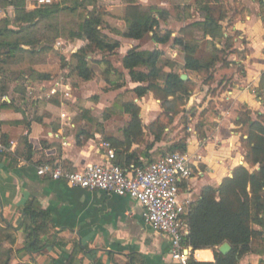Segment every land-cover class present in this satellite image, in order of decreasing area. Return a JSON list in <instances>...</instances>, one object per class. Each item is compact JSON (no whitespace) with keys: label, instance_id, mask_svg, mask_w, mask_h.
<instances>
[{"label":"trees","instance_id":"16d2710c","mask_svg":"<svg viewBox=\"0 0 264 264\" xmlns=\"http://www.w3.org/2000/svg\"><path fill=\"white\" fill-rule=\"evenodd\" d=\"M2 1L5 7H12L15 10V18L14 21L4 20L5 26L0 27V79L11 74L21 77L25 71L34 67L35 60L42 54L47 56L52 53L49 46L51 40L39 38L38 35L42 27L49 26L64 12L76 14L77 17L76 28L68 31L66 39L86 42V45L73 55L76 60L73 69L75 75L84 82L91 81L94 76L91 68L93 63H104L107 66V74H111L112 71L117 73L107 57L116 55L121 43L104 33L105 16L99 11L100 0H59L31 11L27 10L28 0ZM124 1L126 7L123 20L126 29L119 32L122 38L138 41L152 33L156 43L170 42L171 33L163 34L160 31L161 21L170 18L169 11L158 7H144L136 0ZM213 2L214 0H196L201 12L206 14L205 20L181 29L180 37L174 40V45L186 54L184 67L186 71L207 74L220 61L214 55L210 61L196 58L200 35L212 46L218 38L224 37L220 22L210 15V6ZM260 7L264 11V0H260ZM13 24L19 26L18 30L9 28ZM41 34L44 35V32ZM63 34L59 33L55 38L64 37ZM43 41L48 44L34 50ZM213 49L220 53L218 48L213 46ZM94 52L103 56V60L90 58V53ZM162 55L158 50L140 51L138 48H133L127 53L122 63L123 68L129 72L132 82L137 84L132 91L139 99L153 93L168 104L170 98L174 100L190 98L194 92L193 83L191 80H182L181 75L161 70L159 62ZM51 79H53L51 71L39 75L40 82ZM0 87L2 91L1 84ZM259 89L264 103V72ZM50 103L60 106L59 98H52ZM10 109H15L12 102L0 105V113ZM122 109L130 115V120L122 131L123 138L108 140L116 150L115 164L128 169L132 165H141L138 154H129V150L134 144L141 142L146 127L140 118V108L137 104H125ZM201 117L198 131L203 136L206 127L212 129L217 125V113L212 109L209 112L204 111ZM85 119L93 127L98 125L96 120L88 116ZM5 124L6 122L0 121V144L8 146L9 138L1 132V127ZM19 124L29 126L25 121L13 122V125ZM236 125L237 132L241 133L242 149L246 153L245 163L250 168L238 165L234 168L232 177L224 178L218 187L203 188L200 196L194 200L186 217L189 234L184 238L183 245L193 251H213L215 262L199 263L190 258L189 264H241L248 256L264 255V113H258L257 118L252 119L251 112L243 106ZM149 130L154 135L155 143L162 141L164 127H159L155 123ZM23 145L26 158L30 160L34 150L27 137L23 138ZM153 146L154 144L149 149ZM175 152H187L186 141L174 144L171 153ZM142 154L149 158L147 153ZM52 219L51 213L42 210L36 200L27 204L23 209V220L14 229L15 232L22 231L25 235L22 249L16 247L18 240L13 230L5 227L0 220V264H36L37 256H41L51 246L63 244L53 234ZM225 243L232 247V251L227 255L219 251ZM258 243H262L263 246H259ZM26 257L30 259L25 261ZM96 264L102 263L98 261ZM259 264H264V261H260Z\"/></svg>","mask_w":264,"mask_h":264},{"label":"crops","instance_id":"0c3cea01","mask_svg":"<svg viewBox=\"0 0 264 264\" xmlns=\"http://www.w3.org/2000/svg\"><path fill=\"white\" fill-rule=\"evenodd\" d=\"M136 1L144 7H158L144 4L146 2L153 3L155 0ZM111 2L114 5H123L125 10L124 0ZM161 9L167 10L168 8ZM113 17H115L113 18L114 23L117 22L114 26L115 29H118L117 32L115 30V35L108 34L106 31L104 33L121 43V47L116 53V55H119L120 52L123 53V56L120 57L121 63L133 48H138L140 51H160V46L168 44L156 43L152 33L147 36H151L152 43L157 47L153 50H147L143 45L146 37L138 41L124 39L119 33L126 29V23L123 20L124 14L120 17ZM182 18L183 21L187 20L186 16ZM248 19L250 20L249 28H257L260 21L254 17ZM204 20L205 16L200 20L185 21L187 23L178 31L169 29V32L165 33H171V40L174 44V40L180 37L181 29ZM163 22L167 23L168 20L161 21V24ZM85 45L86 42L81 48ZM173 51V59L178 56V51L184 54V68L186 54L176 45ZM101 57V60L98 61L103 60V56ZM196 58L201 59L198 55ZM108 61L114 70L120 72L110 58ZM159 67L165 73L172 72L183 76L167 66ZM106 70L105 74L108 76L115 74V71L107 74ZM261 77L262 73L257 78L248 73L243 76L236 75L232 83H225L224 86L227 88H221L215 99L218 102L216 104L217 125L212 129L206 127L203 136L198 133L195 135V132L192 137L187 138V152L201 154L204 157L188 188H184V192H191L194 200L200 196L203 188L218 187L224 178L232 177L234 168L240 164L241 157H243L242 155L239 157L242 150L241 133L237 132L236 122L239 120V111L243 106L248 111L263 113L259 112L264 107L259 94ZM187 78V80L191 79L189 75ZM25 79L28 80V77ZM51 80L39 82L35 86L28 80L24 82L22 91L25 93V89L29 91V88H33L34 95L30 97L35 102H44L46 111L53 116L41 114L43 118L39 116L34 120L33 115L31 116L27 109L26 102L22 101L21 104H18L13 99V88H9V90L3 88L0 92V105L4 102L8 104L12 102L15 106L13 110H4L0 113V121L6 122L1 127V132L8 136V146L11 148L9 154L0 156V220L5 227L13 230V234L18 240L17 249L24 247L25 235L22 231L15 232L14 229L23 220L24 207L36 200L42 210L51 213L53 234L63 243L59 246H51L41 256H37L36 264H96L98 261L102 264H179L171 257L169 239L156 233L145 224L142 216L143 208L135 200L107 195L100 191L71 188L64 182L52 181L37 175L36 167L47 163L59 162L67 169L77 171L82 170L88 164H102L106 158L105 152L101 148L102 142H97L96 139L83 140L80 133L73 132L77 129V125L74 123V115L68 107L74 99L73 94L71 93L70 98H65L62 94L48 98L45 92L42 93L38 90L41 85L47 87L52 85ZM15 84L18 85L19 82L17 81ZM52 98H59L60 106L51 104ZM38 103L34 104L37 106ZM202 110L205 111L206 107ZM140 118L142 119L141 116ZM23 121L29 126L13 125V122ZM142 122L145 127L148 126L144 121ZM25 137L28 138L34 150L30 160H27L24 150L23 138ZM152 144L154 146L149 149V152L144 153L153 155L157 149L164 145L162 141L155 143V139L151 140ZM141 151L143 150L139 144H134L129 150V154H138L141 165L152 163L153 161H148V157ZM252 257H246L241 261V264H250L249 261ZM190 258L199 263L215 262L214 253L211 250L193 251L191 249ZM29 259L26 257L24 260L28 261Z\"/></svg>","mask_w":264,"mask_h":264},{"label":"rangeland","instance_id":"374dc122","mask_svg":"<svg viewBox=\"0 0 264 264\" xmlns=\"http://www.w3.org/2000/svg\"><path fill=\"white\" fill-rule=\"evenodd\" d=\"M58 1L53 0V3ZM153 3L146 2L144 4L146 6L166 7L170 12L168 22L161 24V33L169 32V29L176 32L190 20H200L205 16L195 0H168V2L167 0H155ZM3 4L4 2L0 0V27L5 26L4 20L14 21L15 18V10L12 7H5ZM32 4H34V0L27 1L28 11L34 10L31 8ZM98 7L100 13L105 16L104 30L108 34L115 35L118 29L114 27L117 22L114 23L113 18L115 17L113 16L120 17L124 14L123 5H114L111 0H100ZM210 8V14L220 22L224 37L218 38L213 45L218 48L220 53L213 49L210 42L203 39L201 35L197 42L196 55L202 59H209V61L214 55L217 60H220L209 73L186 72L183 68L184 54L178 51V56L173 59L175 45L172 40L167 45L160 46L163 58L160 60L159 66H167L178 73L189 75L194 88L190 98L183 97L176 100L170 98V104L165 103L161 97L155 96L153 93L141 99L137 98L132 91L137 84L132 82L128 72L122 67L120 57L123 56V53L121 52L115 57H107L120 72L117 71V73L108 76L105 74V64L93 63L91 64L94 70L92 80L84 82L79 79L73 72L76 65L73 55L79 51L84 42L66 39L68 31L76 28L77 21L76 14L69 12L62 13L49 26L42 27L41 33L44 32V35L41 33L38 35L39 38L51 40L49 46L52 48V53L47 56L42 54L35 60L34 67L25 71L21 77H18L17 74L3 76V79H0V84L6 90L13 88V99L18 104L25 101L30 115H33L34 120H36L39 116L41 117V114L51 116L53 114L46 111L44 102H35L31 98L33 95H28L29 91L26 89L24 90L25 93L22 91L24 82L29 80L35 86L40 82L39 75L49 71H51L53 78L65 77L72 87L74 97L68 106L74 115V123L77 125V129L73 132L75 134L80 133V136L84 138L83 140L96 139L97 142H109L108 139L123 138L122 131L125 124L130 120V115L122 108L125 104H137L140 108L142 121L148 124L139 143L143 150L141 152H149L151 140L154 139V135L149 130L152 124L157 123L159 127L165 129L162 137L164 145L157 149L153 155L147 153L149 155L148 161L154 162L170 154L174 144L183 141L187 143V138L192 137L195 132V135L197 133L200 135L198 127L202 118L201 114L204 112L202 109L206 107L205 111L209 112L213 109L217 113L216 104L218 102L215 99L221 88H227L224 86L225 83H232L236 75L243 76L249 73L257 78L264 72V11L261 10L260 0H214ZM183 16L187 17L185 20L187 22L183 21ZM249 17L258 19L262 24L259 22L257 28H249ZM220 18L223 20L221 21ZM18 27L17 24L9 26L13 30H18ZM59 33H64V37L56 39L55 36ZM145 37L146 40L143 44L145 48L147 50L157 49L151 41V36ZM58 43H62L61 51L56 49ZM46 44L48 43L43 41L34 50L46 46ZM90 57L97 60L102 58L98 52L90 53ZM25 77H28V80ZM17 81L19 82L18 85L15 84ZM34 103L39 105L36 106ZM259 112L264 113V107ZM257 115L258 112L256 111L251 112L252 119H256ZM87 116L96 120L98 125L93 127L85 119ZM240 155L245 158L246 153L243 149L240 151L239 157ZM241 166L250 168L247 163ZM256 228L258 229V227ZM258 245L263 246L262 243H258ZM252 256L249 261L250 264H259L260 261H264V255Z\"/></svg>","mask_w":264,"mask_h":264},{"label":"built area","instance_id":"2783aa9c","mask_svg":"<svg viewBox=\"0 0 264 264\" xmlns=\"http://www.w3.org/2000/svg\"><path fill=\"white\" fill-rule=\"evenodd\" d=\"M53 0H34L31 8L50 5ZM62 43L56 49L61 51ZM49 87L41 85L40 92L51 98L62 94L70 98L72 88L65 77L53 78ZM30 95L34 89L29 88ZM105 162L88 164L82 170L72 171L62 163H47L36 167L37 175L52 181L64 182L71 188L100 191L107 195L128 197L143 208V220L156 233L167 237L171 245V257L179 264H189L191 249L183 245L189 234L186 217L194 202L184 186L195 177V170L203 162L201 154L175 152L147 165L130 166L128 169L115 164L116 150L109 142H102ZM11 152L9 146L0 144V156ZM245 164L241 157L240 165Z\"/></svg>","mask_w":264,"mask_h":264},{"label":"water","instance_id":"95a60500","mask_svg":"<svg viewBox=\"0 0 264 264\" xmlns=\"http://www.w3.org/2000/svg\"><path fill=\"white\" fill-rule=\"evenodd\" d=\"M187 76L183 75L182 76V80L187 81ZM220 253H222L223 255H227L232 251V247L229 243H225L223 244L220 248H219Z\"/></svg>","mask_w":264,"mask_h":264}]
</instances>
